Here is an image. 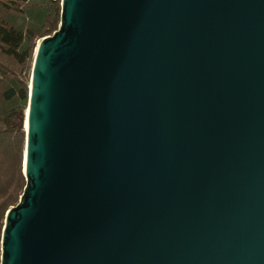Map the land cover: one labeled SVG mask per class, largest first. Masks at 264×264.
Returning <instances> with one entry per match:
<instances>
[{"label": "water", "instance_id": "obj_1", "mask_svg": "<svg viewBox=\"0 0 264 264\" xmlns=\"http://www.w3.org/2000/svg\"><path fill=\"white\" fill-rule=\"evenodd\" d=\"M61 6L1 264H264V0Z\"/></svg>", "mask_w": 264, "mask_h": 264}, {"label": "trees", "instance_id": "obj_2", "mask_svg": "<svg viewBox=\"0 0 264 264\" xmlns=\"http://www.w3.org/2000/svg\"><path fill=\"white\" fill-rule=\"evenodd\" d=\"M61 0H0V264L6 212L25 184V112L35 48L61 19Z\"/></svg>", "mask_w": 264, "mask_h": 264}, {"label": "rangeland", "instance_id": "obj_3", "mask_svg": "<svg viewBox=\"0 0 264 264\" xmlns=\"http://www.w3.org/2000/svg\"><path fill=\"white\" fill-rule=\"evenodd\" d=\"M39 41V40H38ZM32 71V70H31ZM30 77H31V75H30Z\"/></svg>", "mask_w": 264, "mask_h": 264}]
</instances>
